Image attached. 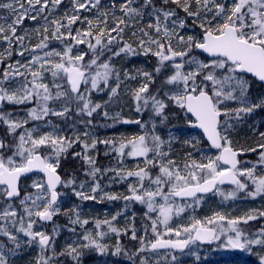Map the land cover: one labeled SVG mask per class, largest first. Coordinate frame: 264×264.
Here are the masks:
<instances>
[{"label": "snow or ice", "instance_id": "obj_1", "mask_svg": "<svg viewBox=\"0 0 264 264\" xmlns=\"http://www.w3.org/2000/svg\"><path fill=\"white\" fill-rule=\"evenodd\" d=\"M0 264H264V0H0Z\"/></svg>", "mask_w": 264, "mask_h": 264}, {"label": "rangeland", "instance_id": "obj_2", "mask_svg": "<svg viewBox=\"0 0 264 264\" xmlns=\"http://www.w3.org/2000/svg\"><path fill=\"white\" fill-rule=\"evenodd\" d=\"M101 210H103V208H105V207H108V205H100V206H98ZM210 259H219V256H215V257H209Z\"/></svg>", "mask_w": 264, "mask_h": 264}]
</instances>
